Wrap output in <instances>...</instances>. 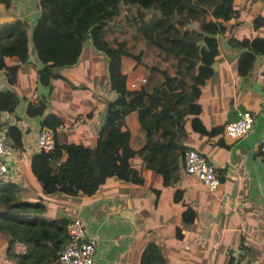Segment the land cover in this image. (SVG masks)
<instances>
[{"label":"crops","instance_id":"1","mask_svg":"<svg viewBox=\"0 0 264 264\" xmlns=\"http://www.w3.org/2000/svg\"><path fill=\"white\" fill-rule=\"evenodd\" d=\"M38 1L0 0V25L21 20L28 52L23 62L14 55L3 57L6 65L18 63L13 82L0 68V90L9 89L17 97L11 110H0V129L5 128L10 148L0 191L13 184L14 201L27 206L9 207L10 218L0 220V227H5L0 228V264H18L24 260L20 254L32 249L17 236L25 221L17 213L46 220L79 217L87 238L94 242L91 264H141L143 247L150 241L160 247L164 264H264V151L259 148L264 125V51H260L264 47V23H253L256 16L264 21V0H232L233 13L226 21V30L215 35L218 52L213 71L199 85L198 119L209 132L193 130L189 121L185 124L183 144L200 151L214 166L218 186L207 190L194 174L184 171L183 164L177 178L166 182L161 167L155 171L145 168L140 156L134 154L129 162L140 182L111 176L89 195L42 191L30 168V156L39 150L36 136L45 126L41 121L47 112L58 116L67 141L94 145L105 102L114 95L109 87L107 59L85 40L74 64L56 68L64 78L54 77L41 84V63L31 38L39 14ZM229 36L243 39L246 45H231ZM242 48L255 50L245 74L237 70ZM126 58L121 57L120 67L128 80L143 76L140 73L145 68L133 67L134 60ZM149 73L146 86L141 85L148 91L161 79L160 72ZM40 103V113L28 112ZM240 110L252 115L249 130L236 138L225 136L221 127ZM8 126L19 131L21 148L10 146ZM122 127L129 131V146L140 147L144 134L135 110L125 114ZM187 208L194 213L185 212L182 218L181 212ZM62 234L66 238L64 227ZM38 238L46 242L42 235ZM38 264L60 262L56 257Z\"/></svg>","mask_w":264,"mask_h":264},{"label":"trees","instance_id":"2","mask_svg":"<svg viewBox=\"0 0 264 264\" xmlns=\"http://www.w3.org/2000/svg\"><path fill=\"white\" fill-rule=\"evenodd\" d=\"M38 2L39 14L33 23L31 38L41 63L38 69L39 82L46 85L54 77L64 78L56 68L74 64L83 42L89 40L91 46L107 59L109 87L114 93L105 102L103 118L91 147L67 141L58 116L52 112L44 114L41 125L53 130V148L48 152L35 151L30 156V168L40 180L42 191L61 190L89 195L111 176L140 182L141 177L129 162L134 154L140 156L145 168L155 171L161 167L166 182L176 179L178 169L183 164V152L187 149L183 144L187 121L193 130L209 132L198 119L199 85L213 71L211 63L218 52L215 35L226 30V21L233 13L232 0ZM121 5L133 8L130 19L134 33L141 36L146 44L159 50L161 55L170 58L169 69L156 65L148 67L161 74L160 81L150 91L143 86L129 88L127 73L120 67L122 56L132 57L136 64H144L140 61V54H132L124 39L106 37ZM262 22L257 16L253 19L255 25ZM26 33L25 24L18 19L0 25V68H3L10 82L14 81L18 63L6 65L3 57L14 55L19 62L26 60ZM228 41L240 48L246 45L243 39L232 36H229ZM260 51H264V47ZM254 54V49L242 48L239 51L238 72H248ZM16 102L13 91L0 90V110H11ZM42 108L43 104L40 103L28 112L40 113ZM130 110L136 111L138 124L144 134L143 143L136 149L129 146V131L122 127L124 116ZM7 135L11 147L21 148L20 134L15 127L8 126ZM7 186V189L0 191L1 221L10 218L12 213L8 212L9 207H27L24 202L14 201V185L10 183ZM188 211L194 213L187 208L181 212V217ZM22 215L17 213L25 220L21 222L17 236L32 249L20 254L24 260L18 264H38L45 258H58L56 250L66 239L62 234L66 219L46 220L39 216L27 217V213ZM41 235L46 242L38 238ZM140 262L164 264L157 243H146Z\"/></svg>","mask_w":264,"mask_h":264},{"label":"built area","instance_id":"3","mask_svg":"<svg viewBox=\"0 0 264 264\" xmlns=\"http://www.w3.org/2000/svg\"><path fill=\"white\" fill-rule=\"evenodd\" d=\"M146 81L144 76H137L127 81L129 88H136ZM252 121L248 110H240L235 118L224 123V133L236 138L246 133ZM5 128L0 129V177L7 171L6 156L10 148L5 142ZM38 149L48 152L53 148V130L41 126L36 136ZM259 148L264 151V125L259 138ZM183 169L194 174L207 190H214L219 184V175L208 159L195 148H187L183 152ZM66 239L57 251L60 264H91L94 253V242L87 238L84 223L79 217H71L64 223Z\"/></svg>","mask_w":264,"mask_h":264},{"label":"rangeland","instance_id":"4","mask_svg":"<svg viewBox=\"0 0 264 264\" xmlns=\"http://www.w3.org/2000/svg\"><path fill=\"white\" fill-rule=\"evenodd\" d=\"M132 10L133 8H124V6H120V12L114 19V22L110 24L106 37L111 39L115 36L117 39H124L132 54H140V61L144 64H136L134 61L133 67L134 65H139V70H143L142 67L145 68L143 73L140 74H143V76L145 74L144 77L146 81L143 86H146V75H150L149 72H151V69L148 67L156 65L161 68L169 69L170 58L161 55L159 50L152 45L146 44L141 36L134 33L133 23L130 19ZM128 58L132 57H127L126 59Z\"/></svg>","mask_w":264,"mask_h":264},{"label":"water","instance_id":"5","mask_svg":"<svg viewBox=\"0 0 264 264\" xmlns=\"http://www.w3.org/2000/svg\"><path fill=\"white\" fill-rule=\"evenodd\" d=\"M214 65H215V63H211V67H214ZM128 218H130V217H128Z\"/></svg>","mask_w":264,"mask_h":264}]
</instances>
